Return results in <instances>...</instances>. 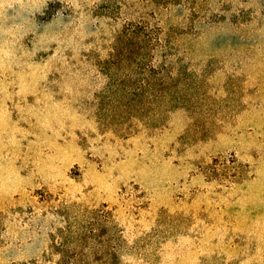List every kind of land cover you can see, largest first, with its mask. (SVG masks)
Returning <instances> with one entry per match:
<instances>
[{
	"label": "rangeland",
	"instance_id": "rangeland-1",
	"mask_svg": "<svg viewBox=\"0 0 264 264\" xmlns=\"http://www.w3.org/2000/svg\"><path fill=\"white\" fill-rule=\"evenodd\" d=\"M0 264H264V0H4Z\"/></svg>",
	"mask_w": 264,
	"mask_h": 264
},
{
	"label": "clouds",
	"instance_id": "clouds-1",
	"mask_svg": "<svg viewBox=\"0 0 264 264\" xmlns=\"http://www.w3.org/2000/svg\"><path fill=\"white\" fill-rule=\"evenodd\" d=\"M3 4H4V0H0V6H3ZM7 7L11 8L12 7V3H8Z\"/></svg>",
	"mask_w": 264,
	"mask_h": 264
}]
</instances>
